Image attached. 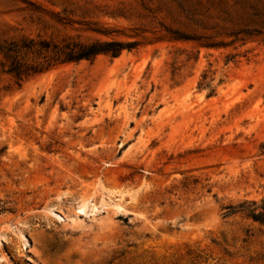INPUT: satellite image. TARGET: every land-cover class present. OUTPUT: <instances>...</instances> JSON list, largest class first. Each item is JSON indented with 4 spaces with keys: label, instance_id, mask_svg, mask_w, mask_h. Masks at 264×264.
<instances>
[{
    "label": "rangeland",
    "instance_id": "obj_1",
    "mask_svg": "<svg viewBox=\"0 0 264 264\" xmlns=\"http://www.w3.org/2000/svg\"><path fill=\"white\" fill-rule=\"evenodd\" d=\"M108 39L0 65V264H264V0H0V43Z\"/></svg>",
    "mask_w": 264,
    "mask_h": 264
},
{
    "label": "trees",
    "instance_id": "obj_2",
    "mask_svg": "<svg viewBox=\"0 0 264 264\" xmlns=\"http://www.w3.org/2000/svg\"><path fill=\"white\" fill-rule=\"evenodd\" d=\"M138 44L135 41L123 42L114 39L95 41L92 43L66 42L62 45L52 44L46 40H23L0 43V65L2 69L17 80H22L31 75L43 72L50 66L59 63L79 62L82 60L93 61L98 55L117 57L123 50L131 51ZM29 52L36 54L48 53L49 58L43 63H30L24 58ZM46 58V55L44 56ZM50 61L53 63L50 64ZM242 206V205H240ZM228 211L232 206L226 207ZM248 215L255 221L264 225V207L248 210Z\"/></svg>",
    "mask_w": 264,
    "mask_h": 264
}]
</instances>
